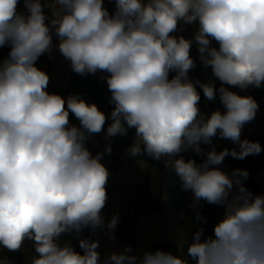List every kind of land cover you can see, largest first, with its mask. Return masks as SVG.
I'll use <instances>...</instances> for the list:
<instances>
[{"label": "clouds", "instance_id": "obj_1", "mask_svg": "<svg viewBox=\"0 0 264 264\" xmlns=\"http://www.w3.org/2000/svg\"><path fill=\"white\" fill-rule=\"evenodd\" d=\"M19 2L0 0V47L10 46L0 61V246L17 251L34 241L32 264H264V195L245 187L247 170L216 167L228 156L243 160L262 151L259 142L241 139L258 103L224 85L264 86V0H114L111 14L104 0H23L27 14L17 11ZM181 22L198 23L199 59L221 82L218 89L189 78L193 41L173 35ZM54 47L74 73L108 74L101 79L114 108L106 140L135 129L129 156L167 158L166 168L193 194L189 207L203 200L225 209L213 235L205 237L203 227L191 242L185 235L187 256L159 249L137 256L126 246L101 261L98 240L80 239L83 254L58 243L62 234L85 228L106 229L115 240L119 214L105 225L110 172L102 157L111 154V142L95 155L86 146L108 117L79 94L47 91L50 77L36 61L44 54L52 59ZM197 86L208 101L218 92L225 111L202 114ZM70 113L79 127L70 125ZM217 135L238 150L213 148L200 164L176 158L188 150L202 154L201 144ZM195 220L207 222L200 212Z\"/></svg>", "mask_w": 264, "mask_h": 264}, {"label": "rangeland", "instance_id": "obj_2", "mask_svg": "<svg viewBox=\"0 0 264 264\" xmlns=\"http://www.w3.org/2000/svg\"><path fill=\"white\" fill-rule=\"evenodd\" d=\"M42 4L45 5H52L54 0H41ZM17 11L19 13L27 14V10L24 6L23 0H20L18 4ZM45 14L49 17V20L52 18V9L50 7L44 8ZM193 29L197 31L198 24L194 23ZM53 43L54 45L58 43V38L55 36L53 32ZM8 53L4 55L0 61L7 58ZM53 57L50 59V64L39 61L37 63V67L41 70L45 71L49 77V85L47 90L49 92H53L55 94H59L64 98H67V95L64 91L58 90L59 88H66L69 84L70 79V72L71 67L70 63L66 61L56 50L53 48L51 53ZM196 69H192L190 72L192 74V79L194 80V74ZM100 72H97L95 75H98ZM233 88V87H232ZM238 88V87H235ZM233 91L238 89H232ZM241 90V89H239ZM251 87L244 91H250ZM246 93V92H245ZM80 96L88 102V95L83 93ZM259 105L256 118L253 122L246 124L242 131V135L244 137L255 136L260 133L264 132V96L261 100L256 101ZM89 103V102H88ZM100 110L107 112L109 115L111 114V109H102L100 104L97 105ZM199 107L201 113L210 116V114L215 111L219 110L224 112L225 109L223 105L218 100L213 106L210 105L209 101L204 97L199 102ZM70 125H75L77 127L80 126L79 121L76 119L74 114H69ZM128 133L130 136L135 139V129H129ZM106 133L103 131L99 134H93L86 142V146L90 151L94 152V155L98 152H104L106 145H108L107 140L105 139ZM213 147H217L222 151L225 148L231 149L233 147H237L234 145L230 140L221 139L218 135L213 137L212 143L210 144ZM238 150V147H237ZM93 154V153H92ZM183 156V158L187 161L190 158L187 157L186 151L178 154L176 158ZM102 163L107 167L110 172L109 180L106 186L107 190V203L105 208L102 211V214L105 218V225L110 221L114 214H119L120 220V205L125 204L127 201V205L131 203V200L134 197H139L140 195L130 189L126 180H131V178H144L147 173V166L145 162H131L128 159L122 160L121 174L116 171L117 169L114 168L112 164V160L110 154L104 153L102 157ZM145 166V167H144ZM224 171L231 173L234 168L228 163L227 157L223 161L221 165L217 166ZM253 176L260 180L264 186V170L259 171ZM127 193H131L134 197L127 196ZM185 194L186 191H183L181 188V184L179 178L175 175L174 172H170L167 168L164 170V202L165 207L162 213L160 214H144L143 217H140L135 225V231L138 235V243L136 245H125L122 246L118 242V227L119 222L117 224L116 229L114 230L115 240L109 238L106 234V229L101 230L97 229V236L96 240L100 238L101 233H105L106 239L102 242H99L98 251L100 252L101 261L107 258L112 253H120L124 250L126 246H130L133 250L132 254L137 256H142L145 252L150 251L151 245L160 240H168L173 242L177 246V252L174 255H184L187 256V244L183 245L184 237L187 234V239L189 242L192 240L193 233L203 226L204 223L195 220L196 212L194 210H188L185 208ZM128 208V207H126ZM181 213H184L182 216ZM201 213V212H200ZM202 214V213H201ZM203 215V214H202ZM222 219L221 214L216 216L213 220V232H214V225ZM213 232L211 235H213ZM72 236L75 240V234L72 233ZM65 240L64 234L61 235L59 238L58 243L62 244ZM99 241V240H98ZM74 246V242L70 244ZM182 252L180 248H182ZM3 246H0V250H4ZM119 249V250H117ZM33 257H38V254L35 252L34 245H29L28 250L22 253V258L19 260L17 258H7V259H0L7 260L10 264H32ZM194 264V262H193Z\"/></svg>", "mask_w": 264, "mask_h": 264}, {"label": "trees", "instance_id": "obj_3", "mask_svg": "<svg viewBox=\"0 0 264 264\" xmlns=\"http://www.w3.org/2000/svg\"><path fill=\"white\" fill-rule=\"evenodd\" d=\"M110 14L115 10V2L114 0L109 4L105 5ZM179 28L182 29L177 31L173 35L176 36H184L185 38L191 34V29L188 26H180ZM212 45L218 48V44L215 41H212ZM10 46L7 47L6 51H3L2 47H0V59L4 57L6 53H9ZM39 61H44L50 64V59L48 54H44L39 57L36 61V66ZM200 61V59H199ZM201 62V61H200ZM202 63V62H201ZM211 70V68L209 67ZM212 74V71H211ZM107 73L100 72L98 75H91L88 74L86 76H81L79 74L74 73L72 70L70 72V79L69 84L66 88H59L58 90L64 91L67 95L71 94H87L88 95V102L95 103L96 105L107 102L106 110L111 109L113 110L114 105L109 103L110 97H106V94L110 93L107 88L106 79L102 80V76H107ZM175 73H170L171 78ZM199 79L202 82H207L205 78V71L204 68L196 69L194 74V80ZM212 81L216 88L218 89L221 86V82L216 79L212 75ZM209 82V81H208ZM229 90L232 86L224 85ZM197 90L201 94V99L204 98L202 89L197 86ZM48 91V90H47ZM49 92V91H48ZM53 93V92H49ZM246 95L252 96L256 101L261 100L264 96V86L260 88L251 87V90L246 93ZM219 100V93L217 92L216 99L209 101L210 105H214ZM105 115L108 117L106 120L103 132H107L108 125L112 122L110 115L101 110ZM241 139H248L253 142H259L261 144L262 151L258 155H251L246 157L243 160L235 159L231 156L227 157L228 163L234 169H242L247 170L249 172V178L244 181L245 187L248 188L254 195H264V186L262 182L256 179L253 174L258 173L261 170H264V132L260 133L255 136L244 137L241 136ZM111 160L112 164L115 169H120L122 165V160L128 159L129 161L135 162H145L148 165V170L144 178H132L128 186L130 189H133L138 194L141 195V201L134 205L131 208L125 209L121 213L119 228H118V242L120 245H136L139 241L138 235L135 231V225L140 217L144 214H160L163 212L165 207L164 202V170L166 168L165 159L162 158L161 160L157 161L149 157L146 153H144L140 157L133 158L127 154V150L132 146L134 143V139L130 136L129 133L125 136L117 135L111 138ZM201 148L203 150L202 154H197L192 150L186 151V155L191 160H195L197 164L202 163L207 157L206 153L211 151L213 148L217 153L220 152V149L217 147H213L212 145L208 144H201ZM217 167V166H216ZM194 197L191 191H186L185 194V208L188 210H194L201 212L205 219L207 217H212L213 220L216 216L220 215L221 206L208 204L206 201L201 200L197 208L189 207V205L193 202ZM205 228V223L202 226ZM213 232V227H212ZM211 232V234H212ZM76 237L75 248L74 250L83 254V249L79 246L80 239H89L94 240L95 231L91 228L83 229L79 235L73 231ZM70 234L64 233V244L68 243ZM211 236V235H210ZM157 249L171 252L175 254L177 252V246L168 240H160L154 242L151 247L150 251H156ZM7 258H22V252L19 251H9L8 249L0 250V259H7Z\"/></svg>", "mask_w": 264, "mask_h": 264}, {"label": "built area", "instance_id": "obj_4", "mask_svg": "<svg viewBox=\"0 0 264 264\" xmlns=\"http://www.w3.org/2000/svg\"><path fill=\"white\" fill-rule=\"evenodd\" d=\"M112 1L113 0H104V4L107 5L110 2H112ZM193 25H194V23L189 25V24H184L183 22H181V24H180V26H188L191 29V34L186 37V39H190V40L193 41L192 46H191V49H190V55L193 58V60L195 61V63H196L195 69L204 68L205 78H206V81L208 82V81H210L212 79L211 70L209 69V67L208 68H205L203 66V64L199 61L198 48H197V44H196V42L194 40V36H195L196 31L193 29ZM212 46H214V45H212ZM189 78L192 79L191 72H189ZM232 89L233 88L231 87L230 88V91H233ZM233 92H236L237 94L242 95V96H246V93L244 91H242V90H235ZM221 170L224 171L223 169H221ZM224 172H227V171H224ZM227 173H229V172H227ZM234 191H235V189H234ZM224 211H225V209L222 207L221 212H220V214H221L222 217H223ZM181 215L183 216L184 213H181ZM29 245H32L33 246L34 245V241L26 239L24 241L22 247L19 250H17V251L24 252V251L28 250Z\"/></svg>", "mask_w": 264, "mask_h": 264}, {"label": "crops", "instance_id": "obj_5", "mask_svg": "<svg viewBox=\"0 0 264 264\" xmlns=\"http://www.w3.org/2000/svg\"><path fill=\"white\" fill-rule=\"evenodd\" d=\"M233 87V86H232ZM234 89H240V88H235V87H233ZM242 91H244V90H242ZM244 92H249V91H244ZM106 97H108V96H106ZM101 106H102V109H105L106 108V105H107V102H105V103H101L100 104ZM135 140V139H134ZM109 142H111L112 143V140H111V138H109V140H107V143H109ZM92 153H93V155H94V152L93 151H91ZM146 164V163H145ZM146 166H147V170H148V165L146 164ZM145 167V166H144ZM116 171H118L119 173L118 174H121V170H116ZM132 179V178H131ZM126 182L127 183H129V180H126ZM127 196H131V197H134L133 195H131V193H127L126 194ZM140 195V194H139ZM141 201V195L139 196V197H134L132 200H131V203H129L128 205H127V201H126V203L125 204H122L121 203V205H120V208H119V211H120V217H121V213H122V211L123 210H125V209H128V208H131V207H133L134 205H136V204H138L139 202ZM126 207H128V208H126ZM144 215H142V217H143ZM223 218V217H222ZM120 221V220H119ZM119 228V227H118ZM102 235H100V238L98 239L99 240V242H102V239L103 240H105L106 239V237H105V233H101ZM96 236H97V229L95 230V236H94V240H96ZM74 242V246H71L73 249L75 248V242H76V237H75V240H74V238H73V236H72V233L70 234V236H69V241H68V243L69 244H71V243H73ZM61 246H63L64 245V241H63V243L62 244H60ZM117 250H119V249H117ZM23 253V252H22Z\"/></svg>", "mask_w": 264, "mask_h": 264}, {"label": "water", "instance_id": "obj_6", "mask_svg": "<svg viewBox=\"0 0 264 264\" xmlns=\"http://www.w3.org/2000/svg\"><path fill=\"white\" fill-rule=\"evenodd\" d=\"M7 47H8V46H4V47H2L3 51H6V50H7ZM106 96L111 97V93L106 94ZM206 221H207V222L205 223V228H206V229H205V233H204L205 237L211 235L212 227H213V218H212V217H207V218H206Z\"/></svg>", "mask_w": 264, "mask_h": 264}]
</instances>
